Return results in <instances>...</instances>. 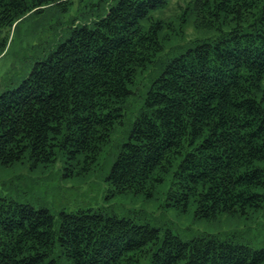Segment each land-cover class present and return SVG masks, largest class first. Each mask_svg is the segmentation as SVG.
Wrapping results in <instances>:
<instances>
[{"label": "trees", "instance_id": "16d2710c", "mask_svg": "<svg viewBox=\"0 0 264 264\" xmlns=\"http://www.w3.org/2000/svg\"><path fill=\"white\" fill-rule=\"evenodd\" d=\"M63 1L0 0V28ZM113 1L0 94V168L60 161L76 177L110 159L115 195L161 189L167 206L203 221L264 216V0H189L177 29L191 23L199 37L170 50L179 30L155 14L172 0ZM147 77L127 140L105 157ZM0 264H264V249L212 234L161 238L91 209L56 221L3 197Z\"/></svg>", "mask_w": 264, "mask_h": 264}, {"label": "rangeland", "instance_id": "374dc122", "mask_svg": "<svg viewBox=\"0 0 264 264\" xmlns=\"http://www.w3.org/2000/svg\"><path fill=\"white\" fill-rule=\"evenodd\" d=\"M189 0H172L166 10L155 14L169 20L178 28L176 16ZM113 0H68L49 6L42 11L29 13L11 29L0 28V94L16 88L31 72L36 62L42 61L64 42L70 29L89 24L102 15L113 4ZM173 37L167 50L175 45L199 37L191 23L182 27ZM149 77L141 80L124 110L123 123L112 136L105 157L117 153L127 140L132 122L138 115L145 84ZM142 97V98H141ZM86 176H66L62 163L56 161L49 168L30 169L27 164L11 168H0V198H10L20 204L36 209L45 208L56 221L61 212L91 209L109 215L132 219L137 224H148L159 231L188 241L204 234L232 238L254 249H264V216L256 213L252 219L220 217L214 221L196 220L193 214L167 206L164 190L154 198L132 194H114L105 181L108 162Z\"/></svg>", "mask_w": 264, "mask_h": 264}]
</instances>
